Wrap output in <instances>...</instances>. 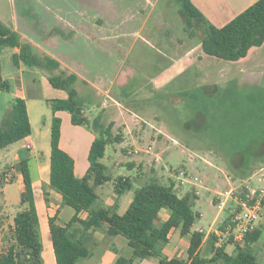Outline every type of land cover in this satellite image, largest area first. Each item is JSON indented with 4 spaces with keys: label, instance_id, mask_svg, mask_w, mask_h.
Returning <instances> with one entry per match:
<instances>
[{
    "label": "rangeland",
    "instance_id": "374dc122",
    "mask_svg": "<svg viewBox=\"0 0 264 264\" xmlns=\"http://www.w3.org/2000/svg\"><path fill=\"white\" fill-rule=\"evenodd\" d=\"M65 1L75 2L76 0ZM109 1L103 0V6L107 9ZM125 1L129 0H112L110 4L114 3L119 14L122 15L125 11L123 6L127 5L124 3ZM41 2H47L52 6H60L65 3L64 0H0V15L11 26V22L16 18L14 16L24 15L26 7H34L35 10L32 12L41 16L49 13ZM151 5L148 4L144 7L149 11L152 8ZM138 16H142V13L140 12ZM152 27L158 30L159 35L149 34L150 40H146L142 36L133 43H119L121 48L116 52L96 49L82 50L78 47V42L71 43L73 48L70 50L66 51L65 49V53L70 52L79 57L77 60L86 67L88 78L97 80L103 92L101 94L93 93V103L90 100H85L84 114L90 119L92 129L70 122L64 125V137L69 138L70 145L78 146L81 154L77 160L80 164L83 159L85 161L84 154L96 137V132L98 133V130L92 125L97 116H101V122L106 126L112 124L113 135L119 138L118 141L107 146L106 154L101 160L108 167L107 173L113 179L103 186H99L97 192L101 195L102 191H105L104 194L107 193L109 202L105 201V203L99 200L96 207H111L115 198L114 180L120 176H129L134 186L132 189L126 190L120 197L115 198V200L119 199V207H115L113 210L119 214L126 211L136 190L150 178L158 177L166 184L172 179L176 182V190L180 195L189 191L196 193L199 191L193 210L202 213V216L197 217L193 228L202 227L207 233L216 219H221L223 215L235 208L234 200L228 198L231 191L235 193L234 196L242 195L244 186L247 184L256 187L264 186V181L260 182L264 175V163L259 164L260 167L251 176L242 178L240 176L242 173L240 157H237L234 165H231L212 150L189 148L182 139L183 136L188 137V132L185 133V129L178 125L177 120L182 122L188 118L194 120L200 116L202 111H206L210 124L207 130L212 131V134L216 132L223 136L232 134L243 137L245 133H248L247 129L252 123V132L264 142V44L252 48V58L241 64H239L240 62L232 64L231 61L215 56H205L204 60L206 61L203 62V65L208 67L213 65L211 68L215 72L213 75L214 84L206 86L207 89H203L201 85H195L192 93L182 100L176 96L167 97L168 101L153 98L149 106L145 104V100L152 98L157 89L163 90L159 93H165L172 92L173 90H169L170 88L178 87L180 90L191 88L198 77L205 76V72L202 73L200 68L195 66L197 57L193 56H196L197 51L194 52L191 59H181L191 49H199V40L203 36V32L197 24L195 26L197 32L195 34L191 32V28L187 27L185 18L179 12L177 0L156 1L149 22L145 26L144 34L146 35V31ZM163 36L165 40L161 41ZM176 60L180 61V65L176 66L177 70L174 69L170 74L161 77L163 72ZM221 66L227 67L223 71H219ZM24 69H26L28 96H31L37 89L38 91L46 89L47 92L49 90L48 76L65 70L62 66L54 71L32 70L25 66ZM116 76L117 83L116 81L109 83V80ZM126 76L127 80H125ZM34 78L36 79V89L33 84ZM99 78H106L108 84L106 81H98ZM120 80L125 82L121 84ZM156 85L157 87H155ZM76 87L80 88L83 93L88 86L78 83ZM36 103L40 106V110L37 109L38 107L31 109L33 118L37 116V123L34 124L35 131L37 132L38 128L45 131V121L48 120L47 124H50L52 110L44 100H38ZM241 121L246 122L242 123ZM194 126L196 131H201L203 128H200L197 123H194ZM36 137L39 143L38 150L42 152L46 150L47 162L50 164L51 130L46 138L37 134ZM46 142L49 149L45 147ZM230 150H239V146L237 149ZM2 154L3 151L0 150V174L5 170L6 165L2 161ZM30 169L33 178H35L36 168L32 162ZM3 189L9 208L14 210L19 208L21 191L17 180L3 185L0 180L1 205L5 204L2 196ZM221 201L225 202L223 208L218 206ZM38 209L41 210L38 213H43L41 207ZM73 211L75 210L68 205L65 206L62 213H72ZM0 215L6 220L5 227L10 228V225L13 224L11 216L2 213ZM260 221L264 224V211ZM2 234L0 233V244L4 243ZM262 234L264 236V227ZM118 237L121 241L126 242L124 246L118 245L121 254L130 257L133 248L127 244L126 237ZM179 237V233H174L171 243H176ZM111 239L114 237L111 236ZM47 240H49L48 235L44 241L42 238L43 246L50 242ZM252 245L251 251L255 254L258 245L256 242ZM226 250L228 253H233L235 246L229 244ZM170 255H180L187 259L188 253L185 244L181 243L178 251Z\"/></svg>",
    "mask_w": 264,
    "mask_h": 264
},
{
    "label": "trees",
    "instance_id": "16d2710c",
    "mask_svg": "<svg viewBox=\"0 0 264 264\" xmlns=\"http://www.w3.org/2000/svg\"><path fill=\"white\" fill-rule=\"evenodd\" d=\"M177 1L179 12L185 18L191 32L194 34L197 32L196 24L203 32L199 44L207 55L227 61H237L246 57L252 48L264 44V0L256 1L222 27L207 22L191 0ZM3 48H19L15 61L28 69L54 71L61 67L57 59L48 55H39L32 43L23 41L17 31L0 21V52ZM48 79L53 87L64 90L68 94L66 98L47 100L53 112L50 187L60 193L65 204L75 210L74 216L65 226L57 224L55 217L49 218L56 264H79L83 259L90 258L94 246L97 245L94 233L102 229H105L109 236L126 237L129 246L133 248V255L130 258L119 255L116 264H135L136 260L153 257L159 259L158 264H264L251 251V244L256 242L262 234V225L248 235L246 248L236 245L234 252L228 253L226 247L229 244L216 246L214 233L205 241L206 232L193 229L197 217L200 216L199 212L193 210L198 195L195 191L180 195L176 190V182L172 179L166 184L158 177L150 178L136 190L123 214L113 210L117 207L116 204L110 208L96 207L99 201L96 188L113 179L107 173L108 167L101 160L106 154L107 146L118 141L119 138L113 135L112 124L106 126L101 122V116H97L92 123L98 133L96 130V137L89 150L90 166L83 177L77 176L75 159L60 144L62 119L57 113L67 111L71 114L73 124L92 129L90 119L84 114L86 99L77 90L79 76L76 73L60 70L59 73L48 76ZM201 87L207 89L206 85ZM9 90V82L0 80V91ZM193 90L192 87L155 93L152 98L145 100V104L150 106L153 98L168 101L167 97L170 96H176L182 100ZM177 123L185 129V133L188 132V137L183 136L182 139L189 148L212 150L231 165H234L237 157H240L242 178L251 176L260 167L259 164L264 163V142L252 132V123L247 129L248 133H245L243 137L232 134L223 136L216 132L212 134V131L207 130L210 124L206 111H202L194 120L188 118L183 122L177 120ZM194 123L199 124L200 128L203 127L201 131L195 130ZM31 133L26 99L17 96L0 119V148L22 140ZM238 146L239 150H230L237 149ZM13 169L6 168L0 174L2 185L15 181ZM19 170L24 181L20 210L10 226L7 242L0 244V264H45L40 218L27 160L19 163ZM114 186L120 196L126 190L132 189L134 185L129 176H120L114 180ZM163 209L169 211V217L165 221L160 215ZM82 212L88 213L87 218L80 217ZM173 229H179L182 237H189L187 259L169 258L163 254V248L170 241V233Z\"/></svg>",
    "mask_w": 264,
    "mask_h": 264
},
{
    "label": "crops",
    "instance_id": "0c3cea01",
    "mask_svg": "<svg viewBox=\"0 0 264 264\" xmlns=\"http://www.w3.org/2000/svg\"><path fill=\"white\" fill-rule=\"evenodd\" d=\"M156 1L157 0L125 1L124 3H126L127 5L123 6L124 7L123 10L125 11L122 15L119 14L118 8L115 7L114 3L110 4L112 0L109 1L108 9L103 6V0H93V1L88 0V2H86V0H76L75 2L64 0L65 3L60 6H52L47 2H41V4H43L44 8L49 13H45L44 15L41 16L39 14H34L32 12V10H35L34 7H30V8L26 7L25 9L26 13L24 15L17 14L16 16H14L16 18L15 19L13 18L14 20L13 22H11L10 27L20 34L21 39L23 41L32 43L35 46V49L39 55L51 56L57 59L61 63L63 69L67 70L69 73H76L79 76V80L77 81V84L83 83L88 86L87 90L83 93H81L80 88H77L79 94L86 100H90L93 103L92 101L93 93L97 92L96 94H101V92H103L101 86L98 84L97 80L88 78L87 75L88 71L85 69L86 67L84 66V64H82L77 60V58L79 57L70 52L65 53V49L66 51L70 50L71 48H73L71 47V43L78 42V47H80L82 50L91 51L92 49H96L101 51L104 50V51L116 52L118 51L119 48H121V45H119V43H123V42L133 43L139 40L140 37L142 36L146 40H150V38L148 37L149 34L159 35L158 30L153 29V27L146 31L147 36L144 34L145 26L149 22V19L153 12V6H155ZM191 1L200 10V12L204 16V19L207 22L217 27H222L227 23H229L232 19H234L241 12H243L245 9L253 5L258 0H191ZM148 4H152L151 5L152 8L149 11L144 7ZM140 12L142 13V16H138ZM0 21L8 25L1 15H0ZM162 40H165L164 36L161 39V41ZM19 51H20L19 48H14V49L3 48L1 49L0 52V80L7 81L10 84L9 91H0V119H2V117L5 115V113L12 104V101L15 97L17 96L23 97L26 99L27 102L32 133L30 136L22 140L14 142L4 148H0V150L3 151L1 158L2 161L6 163L5 169L14 168L13 171L16 173L15 176L17 182L19 183L21 193L24 188V181H23L22 173L19 170V163L23 160H27L29 164V168H30V163L31 162L34 163L36 168V177L33 178L32 173H31V177L33 180V186L35 190L36 205H37V209L38 207L39 208L41 207L43 210V213H39L41 236L43 238V241L46 235L49 236V240H50V242L49 240H47V242H49L48 243L49 245L45 244V246H43V259L45 264H56V258H55L50 230H49V218L55 217L57 224L61 226H65L68 223V221L71 220V218L74 216L75 211H73L72 213H62V210H64L65 206L68 205L65 204L62 195L50 187V177H49L50 164L49 162H47L46 150L43 152L38 150L39 143L36 139L37 138L36 134L38 136L41 135L42 137L45 136V138L48 136L49 130H51V126H52L53 112L50 116V124L49 125L47 124L48 120L45 121V126H46L45 131L43 129L38 128L36 132L34 124L37 123V116L33 118L31 109L32 107L33 108L38 107L37 109L40 110V106H38L36 103L38 100H44L47 106L51 108L50 104L47 102L48 99L66 98L68 94L64 90L53 87V85L50 83L48 79V82L50 84L48 83L49 90L47 92L46 89L45 91L44 89L42 91H38L37 89V91L36 90L33 91L31 96H28L29 94L27 92L26 70L22 65H18L15 61V58L19 53ZM196 51H197L196 56H193L194 52ZM251 53H252V49L249 51L246 57L241 58L237 61H231L232 64H235L236 62H240L239 64L246 62L247 60L252 58ZM192 56L197 57V61H196L197 64H195V66L200 68L202 73L205 72V76L198 77L197 80L195 81V84H192L191 88L194 87L195 85L208 86L210 84H214L215 81L213 80V75L215 72L214 69L211 68L213 67V65H210L209 67L203 65V62L206 61L204 59L205 56H207V54L203 51L201 44L199 46V49L197 50L196 48L191 49L184 57H181V59L182 60L183 58L191 59ZM81 57L83 56L81 55ZM181 59L180 61H182ZM180 61L176 60L167 70L163 72V75L161 77L170 74L171 72L174 71V69L177 70L176 66L180 65ZM190 62L193 63L192 61ZM225 67L227 66H221V69L219 71H223ZM127 79L128 78L126 76L125 80ZM99 80L102 82L106 81L108 84L106 78L104 79L99 78L98 81ZM114 81H116L117 83L118 81L117 76L114 79L109 80V83ZM119 82L123 84L125 81L120 80ZM33 84H35L34 89H36L37 86H36L35 78L33 79ZM155 87H157V85ZM59 90L64 92L61 93ZM169 90L175 91V90H180V88L178 87L170 88ZM161 91L163 90L157 89L158 93ZM116 103H118V101H116ZM57 115H59L62 119V134H61V142H60L61 147L73 156V158L75 159V172L77 176L83 177L87 173L90 166L88 160L90 148L84 154L85 161L83 159L80 164L77 160L79 159L77 157H79V155L81 154L80 151L78 150V146L75 147L70 145L71 142L69 138L66 139L64 137V125L70 122L72 123L71 114L67 111H59ZM45 147L47 148L49 147L47 142L45 143ZM97 188H96V192H97ZM104 193L105 191H102L101 194L102 196L98 193L99 200L103 202L105 201L109 202L106 196L107 193L106 194ZM2 196L5 204L4 205L0 204V213L10 215L11 219L13 220L17 212L20 210V206L15 210L9 208L7 204V196L5 194L4 189L2 191ZM120 196L115 191L114 197L118 198ZM115 198L110 206H113L114 205L113 203L115 202L116 206L119 207L118 204L119 199L115 200ZM40 211L41 210L38 209V212ZM199 214L201 217L202 213ZM160 215H161V219L165 221L169 217V211L163 209ZM87 216H88L87 212L80 213V217L83 219L87 218ZM5 222L6 220L4 219V217L0 215V233H3L2 235L4 238L3 239L4 243L7 242L8 240L9 229H10L5 227ZM259 225H262L264 227L262 221H260ZM199 229L200 228H196L194 230H199ZM174 233H179L180 237L176 243H171V238ZM118 236H122V235L113 236L114 239H111V236L107 235L105 229L95 231L94 237L97 240V245L94 246L93 248V254L90 258L83 259L79 264H116V260L118 256L122 255L118 245L124 246L126 244V242L123 240L121 241ZM206 239L207 236L205 238V241ZM103 240L108 244H104L105 242L103 243ZM117 241H119V243H117ZM181 243L185 244L186 250L188 251V247L190 244L189 237H182L180 235L179 229H173L170 233V241L163 248V254L169 258L172 257L184 258L180 255H176V256L170 255L171 253H175L178 251ZM127 244H128V239H127ZM252 244L251 247L253 246ZM256 244L258 245L257 246L258 248L255 254L258 260L262 262L264 261L263 234H261L259 239L256 241ZM132 255H133V249H132ZM130 257H126V258H130ZM157 262L159 263V259L153 257L145 260H136L135 264H157Z\"/></svg>",
    "mask_w": 264,
    "mask_h": 264
},
{
    "label": "built area",
    "instance_id": "2783aa9c",
    "mask_svg": "<svg viewBox=\"0 0 264 264\" xmlns=\"http://www.w3.org/2000/svg\"><path fill=\"white\" fill-rule=\"evenodd\" d=\"M261 181H264V175L261 177ZM234 194L231 191L228 198L234 200L235 208L223 215L221 219H216L211 229L206 233L207 237L212 233L216 235L215 242L218 247L232 244L246 248L247 237L257 229L264 211V186L256 187L247 184L244 186L242 195L234 196ZM224 205V201L218 204L220 208H223ZM199 230L204 231L202 228Z\"/></svg>",
    "mask_w": 264,
    "mask_h": 264
}]
</instances>
